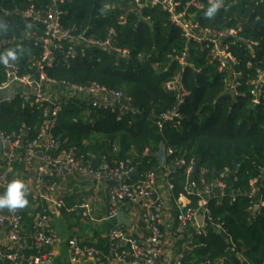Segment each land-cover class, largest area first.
<instances>
[{"label": "trees", "instance_id": "16d2710c", "mask_svg": "<svg viewBox=\"0 0 264 264\" xmlns=\"http://www.w3.org/2000/svg\"><path fill=\"white\" fill-rule=\"evenodd\" d=\"M127 1L121 4L120 0H71L63 7L66 29L86 31L96 39L105 38L113 29L117 35L115 47L127 50L129 56L122 59L116 54L90 50L68 65L59 62L47 68L46 76L58 83L97 84L122 92L126 103H120L113 111L96 110L90 103L79 101L60 103L52 130L59 148L52 156L72 153L83 164L92 162L96 169L124 164L141 177L166 173L173 185L172 199L184 195L186 186L184 171L174 167V162L193 161L191 179L199 189L217 180L227 187L219 203L215 197L208 198L211 217L214 223L223 225L224 233L219 235L214 226L206 223L204 235L194 238V249L184 252L182 264H264V210H254L255 205L264 201V188L249 198L250 181L260 175V169L264 170V103L254 106L249 96L236 100L224 96L223 76L208 63L205 51L187 43L159 8L143 9L140 14L126 12ZM256 1L262 4L222 0V7L209 19L204 13L210 5L202 0L203 9L196 12V18L203 27L218 30L248 19L245 37L260 43L253 60L260 63L264 61V0ZM47 2L0 0V56L8 50H19L16 62L22 73L31 71L30 64L39 58L41 50L28 42L9 44L13 39L21 40L29 29L19 13ZM105 6L114 9L105 11ZM256 16L258 21L254 20ZM121 17L123 23L119 21ZM183 54L184 67L179 63ZM241 58L247 56L241 54ZM178 77L188 93L180 107L182 121L177 127L166 125L159 131L155 125L158 118L177 106L176 94L167 92L164 86ZM46 106L27 103L22 95L11 103H0V132L9 135L23 130L24 143L34 140ZM121 107L128 111L120 112ZM161 143L165 150L174 152L167 157L164 168H160L155 156ZM20 153L23 155V150ZM16 170L24 173L23 166L17 163L7 175V186L14 180ZM137 181L128 179L129 183ZM6 189L0 190V195ZM219 194L215 190L213 196ZM232 196L235 202L230 205ZM26 198L32 201L28 193ZM190 201V207L196 208L197 198ZM1 209L6 212V207ZM29 212L22 213L26 234L30 233L32 222ZM237 254L242 255L243 262L236 258Z\"/></svg>", "mask_w": 264, "mask_h": 264}, {"label": "built area", "instance_id": "2783aa9c", "mask_svg": "<svg viewBox=\"0 0 264 264\" xmlns=\"http://www.w3.org/2000/svg\"><path fill=\"white\" fill-rule=\"evenodd\" d=\"M47 4L36 7L32 5L19 13L20 19L28 24V30L21 40L13 39L9 42H28L33 48L41 50L39 58L30 64L31 71L22 73L16 61L3 64V80L0 81V103H11L17 95H22L27 103L36 105L47 104L42 111L43 123L37 137L26 143L23 142L24 131L5 134L0 132V190L7 188V175L14 170L17 163L23 166L24 174L32 178L35 195L24 208L0 211V264H58L56 249L59 237L52 224L53 214L66 211L75 214L77 207L66 209L61 198L58 197L59 181L63 179L64 171L73 175L82 174L90 183L108 190L109 217L116 219L120 205L139 207L141 209L139 221L140 236L128 233L124 228L114 226L107 235V250L101 252L88 246L80 238L71 236L66 241L67 260L63 264H161L160 258L167 235L162 230V220L166 210V201L158 193V176L147 173L137 182L129 183V175L133 169L120 164L116 168L103 165L95 168L92 162L83 164L72 153H62L52 156V152L59 148V141L52 135L60 111V103L79 101L90 103L96 110L113 111L126 99L122 92L106 89L97 84L73 85L67 82L58 83L45 74L47 68L59 62L68 65L79 55L86 56L87 51L98 50L108 55L116 54L127 59L129 52L115 47L116 32L112 29L107 36L96 39L88 36L86 31L69 30L64 26L66 12L63 7L71 0H47ZM222 0H219L220 8ZM124 0H120L123 4ZM208 4L214 0H207ZM254 3L256 0H233L232 4ZM159 8L168 17L170 26L180 30L187 43L198 46L207 53L208 63L218 74L223 76V95L231 100L249 96L254 106L264 103V61L253 63L256 50L260 43L245 37L248 19H241L234 27L215 29L203 27L196 18V12L203 9L202 0H128L126 12L135 11L140 14L143 9ZM112 6H105V11L113 10ZM255 21L259 17H255ZM123 23L124 17L120 18ZM241 54L247 59L241 58ZM58 55L61 59H58ZM186 55L179 59L182 67L186 66ZM96 62H99L97 59ZM165 90L175 93L176 108L162 114L155 125L161 131L166 125L179 126L182 121L180 107L188 93L181 85L180 78L166 83ZM124 101V102H122ZM120 112L128 109L121 107ZM23 150V155L20 153ZM166 156L171 157L174 152L165 150ZM40 154L41 157L37 155ZM174 167L183 169L186 186L183 199L197 198V207L182 206L177 216V225L170 231L169 237L173 241L184 238L183 251L194 249V238L204 235L206 223L224 233L223 225L214 223L208 210V198L215 197L218 203L225 196L226 185L217 180L203 189H199L192 181L194 162L179 159ZM107 182H115L116 186H109ZM249 198L254 197L264 188V170L249 183ZM167 190L172 192L173 185L167 184ZM218 190L219 195L213 196ZM28 193V192H26ZM29 194V193H28ZM235 197L230 199V205ZM83 217L89 219L91 209L88 206ZM264 210V201L254 206V210ZM32 211V212H29ZM29 212L32 219L30 233H25L22 213ZM203 217L202 226L198 225L199 217ZM29 229V228H28ZM191 229V232L188 230ZM30 240V241H29ZM184 253H180L175 264H182ZM209 264V263H204Z\"/></svg>", "mask_w": 264, "mask_h": 264}, {"label": "crops", "instance_id": "0c3cea01", "mask_svg": "<svg viewBox=\"0 0 264 264\" xmlns=\"http://www.w3.org/2000/svg\"><path fill=\"white\" fill-rule=\"evenodd\" d=\"M16 171L17 172H15L13 176L14 180L23 181L26 192L33 197V195H35V190L32 178L25 175L20 170ZM140 177L141 176L138 175V177L132 178L139 179ZM158 178V193L166 201V210L162 220V230L167 235L160 263L175 264L180 253H184L183 245L185 239L180 238L178 241H173L168 235L177 225V216L182 206H189L191 201L183 199L182 197L172 199L171 192L167 190V184L170 183L169 177H167L166 173H163L161 176H158ZM57 195L63 200L66 209L71 207L78 208L75 214H68L65 210H62L60 213L53 214L52 216V224L60 240L56 249L57 263L63 264L66 262L67 252L65 245L66 241L71 236L80 238L86 245H90L98 251L104 252L103 249L107 250V235L109 230L114 226L121 227L118 224L117 217L116 219H111L109 217L107 188L90 183L84 174L77 176L71 173H64L63 179L59 181ZM83 206H88L91 209L89 219L83 217L85 213V209L81 208ZM140 213L141 209L139 207H130L127 205H120L119 207L118 215L122 214L129 223V227L122 228L136 237H139L141 234V224L139 221ZM191 231V229L188 230V232ZM236 258L240 262L244 261L241 254H237Z\"/></svg>", "mask_w": 264, "mask_h": 264}, {"label": "clouds", "instance_id": "9594fccd", "mask_svg": "<svg viewBox=\"0 0 264 264\" xmlns=\"http://www.w3.org/2000/svg\"><path fill=\"white\" fill-rule=\"evenodd\" d=\"M219 0H214L204 13L206 18H213L220 8ZM18 51L16 49L8 50L5 54L0 56V63L8 64L9 61H16L18 59ZM28 200L26 199L25 184L21 180H13L7 186L6 191L0 195V208L7 207L10 210H16L26 207Z\"/></svg>", "mask_w": 264, "mask_h": 264}, {"label": "water", "instance_id": "95a60500", "mask_svg": "<svg viewBox=\"0 0 264 264\" xmlns=\"http://www.w3.org/2000/svg\"><path fill=\"white\" fill-rule=\"evenodd\" d=\"M124 102V101H122ZM38 157H41L40 154L37 155ZM156 158L159 162V166L160 168H164L165 167V164H166V160H167V156H166V151H165V147L164 145L161 143L160 146H159V150L158 152L156 153ZM64 173H67V171H64ZM129 178H132V177H138V174L136 172H133L131 173L129 176ZM107 185L113 187V186H116V183L115 182H107L106 183ZM2 209L0 208V211ZM117 221H118V224L121 226V227H129V223L128 221L124 218V216L122 214H119L117 216ZM203 224V217L200 216L199 219H198V225L199 226H202ZM218 234L220 235L221 233L218 232ZM0 240H3V236L0 235Z\"/></svg>", "mask_w": 264, "mask_h": 264}]
</instances>
